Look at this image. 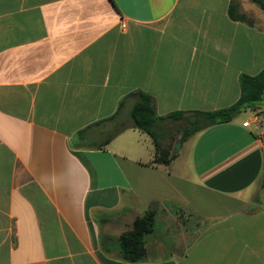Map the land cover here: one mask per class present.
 <instances>
[{"label":"crops","instance_id":"crops-1","mask_svg":"<svg viewBox=\"0 0 264 264\" xmlns=\"http://www.w3.org/2000/svg\"><path fill=\"white\" fill-rule=\"evenodd\" d=\"M256 5L0 0V264H264V98L260 116L177 152L158 127L168 165L124 120L140 91L160 117L236 104L241 77L264 69ZM178 207L197 221L188 231ZM149 210L147 256L127 261L120 237Z\"/></svg>","mask_w":264,"mask_h":264},{"label":"trees","instance_id":"trees-1","mask_svg":"<svg viewBox=\"0 0 264 264\" xmlns=\"http://www.w3.org/2000/svg\"><path fill=\"white\" fill-rule=\"evenodd\" d=\"M251 1L257 4L264 12V0ZM229 16L234 21H247V18L245 16L239 15L238 6L236 4L231 5ZM240 86L241 97L239 101L231 107L213 112H175L166 117H160L157 115L153 106V98L151 95L141 91L130 94V96L135 99V103L130 113L133 126L141 132L148 134L154 142L155 157L153 160V164L168 165L175 158V156L171 154L170 150L164 148L159 142V137L156 130V126L158 123L164 121H172L180 118L185 114H196L201 117L202 121H205V123L197 130L190 133L186 137L188 138L195 132L203 130L209 126L220 123H228L232 121L233 118L246 111V109H248L252 105L258 104L263 101L264 69L256 76L243 75L240 79ZM111 119H114V117ZM122 130L123 128L115 131L113 135L108 137V139L105 141V144H107L112 137L116 136ZM155 216V210L147 211L142 217H139L134 221L131 230L124 233L120 237L121 254L124 259L130 262H138L140 260H143L147 256L145 237L154 232Z\"/></svg>","mask_w":264,"mask_h":264},{"label":"rangeland","instance_id":"rangeland-1","mask_svg":"<svg viewBox=\"0 0 264 264\" xmlns=\"http://www.w3.org/2000/svg\"><path fill=\"white\" fill-rule=\"evenodd\" d=\"M244 1H247L248 3L252 2L251 0H243V2ZM257 15L264 19V12L262 11V9L258 5L255 6V10H252L250 12V16L253 17V18H257ZM246 111L251 112L255 116H260L262 114V112H263L262 107H261V105L259 103L255 104V105H252L251 107L246 109ZM124 120H125V122L129 121V122L132 123V119L129 117V114L127 112L124 113ZM204 123H205V121H202L201 117H199L196 114H185V115L181 116L178 119H175V120H172V121H166V122L164 121V122L158 123L157 126H156V129L158 127H163L165 132H167L168 135L171 136V143H173V145L175 146L173 148V150L175 152H177L179 147H180V143L190 133H192L195 130H197ZM176 211L179 214V216H178L179 223H181L182 226L185 225L183 227V230L186 229L188 231L191 226L193 228L194 225L197 223V221L193 222V218H192L193 215L192 214H188L189 212H187V210L181 209L180 207H178L176 209ZM188 221H192V223L189 225L187 223ZM152 248L153 247L151 246V249Z\"/></svg>","mask_w":264,"mask_h":264},{"label":"built area","instance_id":"built-area-1","mask_svg":"<svg viewBox=\"0 0 264 264\" xmlns=\"http://www.w3.org/2000/svg\"><path fill=\"white\" fill-rule=\"evenodd\" d=\"M122 27L125 28L126 26L123 24ZM244 126H249V122L245 123Z\"/></svg>","mask_w":264,"mask_h":264}]
</instances>
